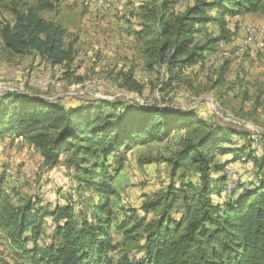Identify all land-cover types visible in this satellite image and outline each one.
<instances>
[{
	"label": "trees",
	"instance_id": "16d2710c",
	"mask_svg": "<svg viewBox=\"0 0 264 264\" xmlns=\"http://www.w3.org/2000/svg\"><path fill=\"white\" fill-rule=\"evenodd\" d=\"M30 1H7L12 19L0 24L3 47L12 54L36 52L54 67L69 68L76 52L72 43L64 46L65 28L41 14L53 10L60 0ZM177 2L147 0L139 14V29L133 31L143 43L146 68L162 76L166 86L186 69L204 65L219 43L232 40L235 30L228 27L227 17L264 13V0H196L180 13L174 9ZM209 24L218 28L217 33H210ZM227 67L225 62L220 76ZM123 75V82L139 91L142 78L137 80L130 72ZM37 95L0 92V138L26 140L49 167L65 158L80 176H96L97 180L82 181L100 200L93 206H50L33 196L15 206L8 201L2 170L0 231L12 246L15 261L112 264L110 228L121 225L114 220V206L107 205L112 195L103 179L108 157L138 144L189 134L200 126L202 133L196 138L183 136L181 148L168 160L172 189L175 178L181 182L190 168L197 181L170 189V200L159 197L144 206L146 212L161 210L144 228L141 256L137 260L122 256L115 264H264V132L255 139L246 131L207 123L195 109L163 102L139 105L115 102L118 99H78L63 103ZM253 143L260 147L257 156ZM239 162L251 165L252 178L235 182L233 174L224 172L229 164ZM229 181L232 187H226ZM176 195L181 206H176ZM161 201L164 206H158Z\"/></svg>",
	"mask_w": 264,
	"mask_h": 264
},
{
	"label": "rangeland",
	"instance_id": "374dc122",
	"mask_svg": "<svg viewBox=\"0 0 264 264\" xmlns=\"http://www.w3.org/2000/svg\"><path fill=\"white\" fill-rule=\"evenodd\" d=\"M7 1L0 0V24L4 19H12L6 8ZM146 1L60 0L53 10L41 14L45 18H55L63 25L64 46L72 43L77 55L82 46L91 48L92 43L97 45L100 39L102 44L112 43L110 33L115 31L110 30L113 26L120 30L128 26L134 31ZM194 1L178 0L175 12L184 11ZM30 2L36 3V0ZM125 15H129L132 21ZM243 16L236 19L227 17L228 27L235 30L230 42L219 43L215 52L208 54L204 65L186 69L175 83L167 86L161 83L162 76L158 77L146 68L144 62H139L141 53L136 51L137 47L131 41L129 49L137 53L138 61L132 63L127 72L137 80L142 78L139 91L123 82V74L127 72L110 69V64L99 65L98 51L93 54L97 59L92 63L75 59L69 68H55L36 52L10 53L3 47L0 37V92L21 90L48 99H59L63 103L78 99H118L115 102L139 105L163 102L180 109H195L207 123L246 131L256 139L264 132V13ZM119 24L121 26L117 27ZM248 26H252V35L256 36L251 44L250 39L244 37ZM208 28L210 33L218 31L212 24ZM85 36L88 42L83 41ZM141 49L143 43L139 51ZM225 62H228V67L222 77L220 74ZM93 65L99 69L94 70ZM203 130L204 127H194L193 132L188 131L189 134L178 133L156 144H138L108 157L107 175L103 179L112 195L107 205L114 206V220L117 218L121 225L118 229L110 228L109 238L114 244L111 255L115 258L112 264L122 256L133 260L141 256L138 249L143 245L144 228L149 219L158 218L161 210L146 212L144 206H150V202L159 197L170 200V189L174 191L180 184L197 181V174L190 168L183 182L175 178V188L172 189L168 160L181 148L183 136L196 138ZM252 146L254 154L259 155L260 147L255 143ZM239 163L229 164L224 172L233 171L235 167V172H227L233 174L235 182L252 178L251 165ZM2 170L6 173L4 189L8 201L15 206L33 196L42 198L50 206H93L100 200L96 192L86 188L87 182L82 181L83 178L97 180L96 176H80L74 167L68 166L65 158L57 166L49 167L26 140L10 136L0 138V172ZM227 186L232 187L233 184L229 181ZM176 196V206H181V198ZM164 202L158 206H164ZM173 216L178 215L173 213ZM3 261L27 264L26 258L15 261L13 248L0 231V264Z\"/></svg>",
	"mask_w": 264,
	"mask_h": 264
},
{
	"label": "crops",
	"instance_id": "0c3cea01",
	"mask_svg": "<svg viewBox=\"0 0 264 264\" xmlns=\"http://www.w3.org/2000/svg\"><path fill=\"white\" fill-rule=\"evenodd\" d=\"M117 3V2H114ZM119 7V6H118ZM251 13H249L250 15ZM243 17H246L248 15V13L243 14ZM237 17H241V15H236L234 16V18L236 19ZM125 18L127 20H130V22L132 21V18H130L129 15H125ZM137 23H139V19L137 21ZM114 24H118V22L114 21ZM121 25H117V27H120ZM131 26V25H130ZM112 29L111 31H115L112 34L110 33V40L112 43L106 45V44H102L101 43V39L99 41V43L97 45H93V47H88V46H82L78 52L77 55L75 56V59L77 60H83V63H88L91 61V63L96 60L97 58L94 57V53H96L95 51H98L99 54L97 53L98 56V62L99 65L101 63L102 64H110V69L112 68H116L118 70L121 69V71L127 72L130 65H132V63H137V53H134V50H130V42H134L137 52H140L141 54L139 55V62H144V56H143V51L142 49L139 51V49L141 48L142 45V41L139 40V38H137L133 31H131V27H128L123 29H119L116 27H111ZM139 27H136L135 30H138ZM245 33V31H244ZM83 41H89V39L87 38V36L83 37ZM93 57V58H91ZM76 62V61H75ZM80 65V64H79ZM94 70L99 69V66L97 67L96 65ZM198 65L193 66V68L195 69ZM97 67V68H96ZM189 69V68H188ZM191 69V68H190ZM81 70H79L80 72Z\"/></svg>",
	"mask_w": 264,
	"mask_h": 264
},
{
	"label": "built area",
	"instance_id": "2783aa9c",
	"mask_svg": "<svg viewBox=\"0 0 264 264\" xmlns=\"http://www.w3.org/2000/svg\"><path fill=\"white\" fill-rule=\"evenodd\" d=\"M244 37L250 39V44L254 41L256 36L252 35V26H248L246 28L245 33H244ZM49 82H50V78H49ZM234 170H236L235 167H233V171H227V172H235Z\"/></svg>",
	"mask_w": 264,
	"mask_h": 264
},
{
	"label": "bare ground",
	"instance_id": "6f19581e",
	"mask_svg": "<svg viewBox=\"0 0 264 264\" xmlns=\"http://www.w3.org/2000/svg\"><path fill=\"white\" fill-rule=\"evenodd\" d=\"M231 186V185H230ZM228 191V190H227Z\"/></svg>",
	"mask_w": 264,
	"mask_h": 264
}]
</instances>
